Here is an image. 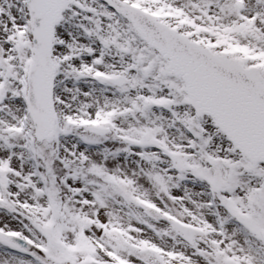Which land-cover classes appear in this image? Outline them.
I'll return each mask as SVG.
<instances>
[{
    "label": "snow or ice",
    "instance_id": "6c2138e0",
    "mask_svg": "<svg viewBox=\"0 0 264 264\" xmlns=\"http://www.w3.org/2000/svg\"><path fill=\"white\" fill-rule=\"evenodd\" d=\"M0 264H264V0H0Z\"/></svg>",
    "mask_w": 264,
    "mask_h": 264
}]
</instances>
